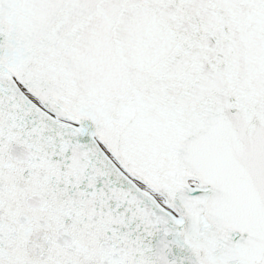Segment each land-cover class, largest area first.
Here are the masks:
<instances>
[{"label":"water","instance_id":"obj_1","mask_svg":"<svg viewBox=\"0 0 264 264\" xmlns=\"http://www.w3.org/2000/svg\"><path fill=\"white\" fill-rule=\"evenodd\" d=\"M0 264H264V0H0Z\"/></svg>","mask_w":264,"mask_h":264}]
</instances>
